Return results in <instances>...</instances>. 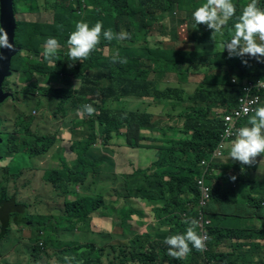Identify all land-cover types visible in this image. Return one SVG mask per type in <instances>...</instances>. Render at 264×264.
Returning <instances> with one entry per match:
<instances>
[{"label":"trees","instance_id":"16d2710c","mask_svg":"<svg viewBox=\"0 0 264 264\" xmlns=\"http://www.w3.org/2000/svg\"><path fill=\"white\" fill-rule=\"evenodd\" d=\"M12 1L16 20L15 45L20 50L12 58L10 72H20L24 78L29 74H36V67H31L27 63L21 67L25 54L39 57V66L46 69L48 61L43 59L41 47L46 44L48 38L57 39L60 48L66 46L70 33L75 30L76 22L83 20V12L87 13L83 21L88 22L90 26L100 21L103 23L102 32L110 29L114 35L121 26L124 31L130 34L131 38L129 40L135 42L138 39L141 40V34L145 40L147 32H141L135 27L132 13L145 15L148 14V11L159 7L158 0H138L136 4L130 0H83L84 8L80 0H54L52 4L53 22L50 24L38 21H18L16 18L17 5L20 3L27 4L30 1ZM194 1L191 0V2ZM260 1L262 9H264V0ZM161 2L164 4V0H161ZM178 2L179 0H173V4ZM246 2L249 3L248 0H233L236 5L237 16L242 11L239 7L240 4ZM150 23L151 20L146 18L145 24L151 25ZM234 23L235 18L231 20V25H234ZM201 28L203 34L195 36L193 41L200 43L213 41L212 30L205 26ZM115 40L108 41L101 34L100 43L87 59L82 61L71 59L69 61L75 64L68 63L66 55L60 57L56 53L54 60L56 59L65 64V68L62 69V65L57 62L60 66L59 71H63V77H69L68 84H72V92L69 89L54 87L33 91L37 88V84L30 82L24 85L22 91L24 94L50 95L53 97L50 102L53 103H57L56 97L59 98V101H64L75 93L80 96L81 100V97L90 94L96 99L86 100L78 108L81 109L84 104H92L96 112L85 120H73L71 130L84 129V126H88L90 129L89 144H91L97 139L101 141V138L103 143H107V141L114 138V135L119 134L121 128H126L131 130V140L127 146L132 148H154L156 150L155 160H153L151 168L141 170L139 173L146 177L156 178L157 184L164 186L165 192L169 191L168 193L174 194V202L173 199L169 200L172 209L167 210L156 205L153 212L160 211V214L158 216L159 221L154 227L164 226V229L159 232L152 228L150 232L153 233V236L148 238L146 232L147 222H139L137 225L144 226L145 231L140 235H135V240L130 242L131 251L129 256L124 257V261L120 260L119 256L117 264H154L157 258L159 260H156L155 264H164L165 262L175 264L178 261L168 255V246L164 243V240L170 235L183 232L188 227L184 223L185 219L196 217L199 195L196 182L201 178L212 186L211 200L207 204L206 212L215 224L207 229L208 239L206 245L210 250L201 253L195 248L192 249L194 251L189 257L194 258V264H201L198 260L203 258L207 261V264H264L260 260H255L258 251H262L263 255L264 239L263 242L249 249L250 241L255 236L261 238L264 231H261L262 228L255 229L248 226L249 221L246 218L248 216H264V201L249 199L244 209L243 204L224 202L226 197H223L222 194H225L226 190H230V188L233 191L234 181L231 180L230 169L234 164V160L229 156L230 149L221 150L222 156L220 158L213 157L224 128L223 116L237 106V99L241 94L238 86L247 77H250L251 80L258 79L264 82V65H258L245 72L234 70L231 67L222 70V66L228 64L234 58L229 57L228 53L225 52L226 49L221 52L203 50L196 52L193 47L178 49L173 46L170 48H147L145 46L139 49L133 48L131 42L126 39L123 43H126V47L130 51L117 46L114 43ZM257 42H261L258 37ZM113 46H115V49ZM105 48L108 49V53L105 52ZM117 52L121 58H126V63H114L112 61V56ZM146 53L150 55L148 58L145 56ZM243 58L246 59L247 57L244 56ZM194 64L200 66L211 64L212 67L202 74L201 78H198L199 83L192 93H187L182 86H166L162 90H158L150 79L151 73L163 71H171L181 78H185L186 75L188 77L194 76V73L190 71L191 65ZM40 71L45 74L44 70L40 69ZM48 72L51 75L50 68ZM52 72L57 71L52 70ZM231 79H235L236 83H232ZM6 85L7 79L4 80L2 89ZM260 95L263 101L262 105H264V90L260 92ZM122 97L142 98L146 101L144 102L146 106L149 105L138 112L110 110L113 100H119ZM8 98L9 96L6 99ZM107 103L110 105L106 108L105 104ZM153 103L161 106V113L169 120L183 118V124L180 128L176 126L175 128H169L175 133L174 137H164L167 134V125L165 124L164 127L163 121L155 119L153 112L150 110ZM75 104L77 103L75 102ZM28 113L31 114V112ZM247 121L248 118L243 119L240 125H247ZM29 126L28 130L27 126L24 128L26 133L20 140V150L29 159L42 157L53 147L56 136H38L36 133L29 131ZM142 133H156L159 134V137L150 139L142 137ZM150 140L151 142L158 141L159 144L156 147L149 145ZM160 142L162 145H160ZM5 144L6 140L4 141ZM2 145L3 140L1 139L0 146ZM7 146H13V149L16 148L9 141ZM58 162V168H51L45 173L44 177L46 183L51 184L56 191L55 196L61 197L64 203L59 208L58 215L51 218L47 217V220L41 223V227L33 225V228H39L34 239L24 238L26 242L33 241L37 244L36 249L42 250L44 254L48 249L57 251L60 247L67 246V243L61 239L63 233L73 232L74 230L81 231L82 234L88 232V224L90 228L92 220L99 223L103 217L106 218L103 216V211L108 209L106 202L103 201L104 196L102 194H96L94 198L77 197L74 200L68 199L71 194H76L75 191H79L85 185L87 172L89 170L95 172L101 164L99 160H91L88 153L84 151L72 161H67L64 155L59 153ZM22 171L21 169L15 175L6 174V180L10 175L13 179L17 178L22 174ZM148 171H150V174H147ZM76 186L80 188L74 189ZM225 186L230 188H225ZM128 187L131 189L140 188L137 185L134 187L130 184H128ZM164 188L161 187L156 196L162 193V196L165 197ZM6 191L9 196L6 195ZM134 197L137 198V196ZM143 199L148 200L145 197ZM217 207L224 215L228 216H215ZM128 211L129 204H127L126 210L119 211L123 215L120 218L122 221L111 224L110 220L106 218L103 228H106L107 224L110 223V233L116 232V230L125 232L128 226L124 220L132 217ZM28 217L27 205L18 202L14 192L8 193L7 186L0 189V237H4V234H6L10 220L15 224H19L21 221H26ZM243 219L245 220L242 223ZM65 224L67 225L65 226ZM142 238L145 240L142 241ZM227 238L233 245L231 252L211 251L214 245L221 244L224 247L222 240ZM106 241L107 239L103 238L97 242L99 245L93 253L98 258L96 264H102L103 261L109 260V253L103 255L105 258L101 256L102 249L105 250ZM144 247L149 249L147 255L142 253ZM89 249H92V246ZM52 254L56 255L57 252ZM0 264L6 263L2 262Z\"/></svg>","mask_w":264,"mask_h":264},{"label":"rangeland","instance_id":"374dc122","mask_svg":"<svg viewBox=\"0 0 264 264\" xmlns=\"http://www.w3.org/2000/svg\"><path fill=\"white\" fill-rule=\"evenodd\" d=\"M29 1L30 2H27V4L20 3L17 5L16 18L18 21H38L41 23L48 22L50 24L53 22L52 4L54 0ZM130 1L134 4L138 2V0ZM248 1L250 2V0ZM205 2L206 0H195L194 2H191V0H179V2L177 4L174 3V5L173 0H164V4H162L161 0H158V9L148 11V14L141 15V13L133 12L132 17L135 22V27L141 32L146 31L147 34L145 35V40L142 34L141 40L138 39L135 42L128 40L131 42L133 48L139 49L145 46L147 48H170L173 46L178 49L193 47L196 52L202 50L206 51L202 43L194 42L193 38L202 35L203 31L201 27L207 26L203 24L197 25L192 15L195 9ZM260 2L259 0L258 5L262 8ZM246 4L247 2L241 3L239 6L240 9L242 10L243 6ZM86 14L87 13L83 12V20L86 18ZM146 18L151 20V25L145 24ZM231 20L228 21L229 25H231ZM226 28L227 26L222 30L226 33V36L216 33L218 40L221 41L223 39L225 42L228 41V37L233 33V30L227 32L225 31ZM121 29L124 30V28L120 26L116 33H119ZM123 42L124 40L121 41L116 39L114 43L119 47L130 50L126 47V43ZM43 48L44 46L41 47V53ZM113 48L115 49V46H113ZM212 49L215 50L216 47ZM105 52L108 53L107 48H105ZM57 53L60 57L66 55L68 57V63L75 64L69 62L71 59L68 56V45L59 48ZM140 55L142 54L140 53ZM25 56L21 62V67L26 63L31 67H36V74H29L24 78L20 72H11L7 78V85L3 86L4 91L9 94V98L0 103V134L1 139L4 141L6 140V144L4 145L3 141V145L0 146V189L7 186L8 193L14 192L17 201L27 205L29 217L26 221H21L19 224L13 223L12 220L9 221L6 234H4V237H0V263L49 264L50 261L55 260L57 264H96L98 258H96L93 253L99 245L97 242L103 238H106L107 241L105 242V250L102 249L101 251V256L105 258L103 255L109 253L110 257L108 261H103L102 264H117L119 256L120 260L124 261V257H128L131 251L130 242L135 240L136 234L140 235L146 229L144 226H138L137 224L139 222H147L146 232L148 238H151L153 236V233L150 232L152 228L159 232L164 229V226L154 227L157 221H159L158 216L160 211L154 213L153 208L158 205L167 210L172 209V204L169 200L173 199L174 194L168 193L169 191L165 192L164 186L157 184L156 178L150 176L146 177L139 173L141 170L151 168L152 162L155 160L156 150L154 148H132L127 146L131 140V130L126 128H121L119 134L114 135V138L107 141V143H103V139L101 138V141L97 139L94 143L89 144L90 129L88 126H84V129L79 128L76 130H71V126L73 120H85L89 116L87 114L83 116L79 115L78 106L86 102V100L89 101L96 98L89 94L90 96H83L80 100V96L73 93L71 94L72 97L64 101H59V98L56 97L57 103H53L50 102L52 100L51 98H53L50 95L24 94L22 88L27 82L37 83V88L33 89V91L47 87L73 90L72 84H68L69 77H63V71H59L60 66L57 62L62 65V69L65 68L63 62L55 59L52 63L48 62L47 68L44 69L39 66V57L32 54H25ZM145 56L148 58L150 55L146 53ZM225 66L226 64H224L221 69L223 70ZM26 67L28 68V66ZM49 68L51 75L48 72ZM40 69L44 70L45 74L42 73ZM52 70L57 72L53 73ZM150 76V79L154 82L158 90H162L166 86H182L186 89L187 93H192L198 85L191 79L192 76L188 77L186 75L185 78H181L171 71L154 72L151 73ZM75 102L77 104H75ZM144 102L146 101L142 100V98L122 97L119 100H113L110 110L138 112L148 107L149 104L146 106ZM109 105L110 104L107 103L105 107L107 108ZM158 109L153 107L150 108L155 119L160 120L163 118V126L165 127V124L168 125L167 129L175 128L178 124H183V118L180 117L175 120H169V118L165 117ZM33 110L36 111L35 114L31 115L28 113ZM165 118L166 120H164ZM50 120L53 123H51ZM32 121H34L32 131H35V129L38 130V136H42L40 131L52 132L50 136L55 135L56 140L53 147L46 155L28 160L24 152L20 150L21 146L18 147L17 144L18 142L20 143V140L26 133L24 130L25 126H27L28 130V126ZM54 126H57V130L59 131H54ZM169 132L171 135H174L172 130H169ZM141 136L157 139L159 134L142 133ZM164 137L170 136L166 134ZM10 138L15 141L17 148L13 149V146H7L8 141H11ZM157 144H159L158 141H149V145L156 147ZM160 145H162L161 142ZM227 147L228 143L226 145V148ZM84 151L88 153L91 160L97 159L101 164H99L95 172L91 170L87 172V178L84 182L85 185L79 191H75L76 194H71L68 199L74 200L77 197L94 198V195L102 194L104 196L103 201L106 202V206H108V209L103 211V216L108 218L111 224L122 221V219H120L122 214H120L119 211L122 209L126 210L127 204H129V215H134L135 218H127L124 220L125 224L128 226L125 232L116 230V232L111 233L110 223L107 224L106 228H103L106 218L103 217L99 223H95L92 220L90 228L88 224V232L82 234L81 231L74 230L73 232L63 233L61 239L67 243V246L60 247L57 251L48 249L46 254H44L42 250L36 249L37 244L33 243V241L26 242L24 238L29 240L34 239L38 234L39 228H33V225L41 227V223L46 221L47 217L51 218L58 215L59 213L57 212L60 211L59 208L62 207L64 203L61 197L55 196L54 193L56 191L51 184L46 183L44 177L45 173L53 167L58 168L59 153H62L67 161H72L75 157L78 158L79 154ZM256 159L258 161H264V154L257 156ZM219 162L221 163V161ZM233 166L231 168H233ZM21 169L23 171L20 176L13 179L10 175L6 180V174L15 175ZM248 171L249 169H245V172L241 173V176L245 179L253 181L246 184L248 185L246 188L247 194L251 192L255 185L257 186L258 183L263 181L261 175L249 174ZM147 174H150V171H148ZM127 183L134 187L137 185L140 188L131 189L128 187ZM160 186L164 188L166 198L162 196V193L156 196L161 190ZM209 186L210 191H212V186ZM79 188L78 186L74 187L76 190ZM225 188L230 187L225 186ZM226 192L232 193L229 189L226 190ZM5 193L9 196L7 191ZM134 196H137V198ZM245 196L246 194L243 195L244 198ZM143 197L147 198L149 201L143 199ZM229 198L233 203L243 204L241 197L237 198L235 194H230ZM109 214L110 216H108ZM206 217L211 224L208 225L213 226V224H215L213 220L210 219L207 214ZM244 220L245 219H243L242 223ZM251 223H253V218H251ZM66 225L67 224H65V226ZM252 226L254 228L258 227L257 224H253ZM259 228H262L261 231H264V219L262 220V227ZM184 231L181 232V234L184 233ZM39 234L41 233L39 232ZM263 239L264 233L261 238L255 236L253 240L250 241L249 249L263 242ZM141 240L144 241L145 239L142 238ZM222 242L224 247H222L221 244L214 245L211 251L231 252L233 249L232 242L228 240V238L223 239ZM40 246H42V244H40ZM90 246H92V249H89ZM209 250L210 249L206 245L205 250L201 251V253H205ZM192 251L182 259H178L175 264H194V258L189 257ZM53 252H57V254L54 255L52 254ZM142 253L147 255L149 249L144 247ZM65 257L72 259L66 261L64 259ZM156 260L159 259L157 258L155 261ZM198 261L201 264H207L204 258ZM261 261L264 263V252ZM164 264L172 263L165 262Z\"/></svg>","mask_w":264,"mask_h":264},{"label":"clouds","instance_id":"9594fccd","mask_svg":"<svg viewBox=\"0 0 264 264\" xmlns=\"http://www.w3.org/2000/svg\"><path fill=\"white\" fill-rule=\"evenodd\" d=\"M258 3L259 0H250L243 6L241 14L237 16L233 0H206L195 9L192 15L197 25H206L212 33L220 35H223L222 30L228 21L235 18L230 40L221 45L223 51L226 49L230 58L249 56L256 59L258 63H264V9L260 8ZM102 29L103 23L100 21L93 26L83 20L76 22L75 30L67 39L69 58L75 61L87 59L100 43L101 34L108 41L113 39L123 41L131 38L130 34L123 29L115 35L110 29L103 32ZM257 37L260 43L257 42ZM59 48L60 44L57 39L48 38L41 53L43 59L52 63ZM0 49H7L9 52L16 51L15 45L10 42L8 33L2 24H0ZM5 59L7 57L0 52V62ZM112 61L126 63V58H121L117 52L112 56ZM242 62L245 65L248 63L247 60ZM262 104L263 101L258 107L243 109L245 113L252 112L253 114L248 118L247 125L239 124L234 136L227 142L228 147L224 149H230L229 156L235 160L233 168L230 169L232 181L237 180L239 174L245 172V169H249V173L264 172V161L256 159L257 156L264 154V105ZM95 112L96 109L92 104H84L78 110L81 116L84 114L90 116ZM178 125L181 126V124ZM9 142L16 146L13 139ZM17 146H20L19 142ZM236 187L234 183L233 188ZM184 223L188 225L184 233L170 235L164 240L168 246V255L177 260L185 257L193 248L197 251H204L208 239L206 233L198 232L200 222L197 219L187 218ZM64 259L67 261L72 258L65 257ZM49 264H57V262L53 260Z\"/></svg>","mask_w":264,"mask_h":264},{"label":"crops","instance_id":"0c3cea01","mask_svg":"<svg viewBox=\"0 0 264 264\" xmlns=\"http://www.w3.org/2000/svg\"><path fill=\"white\" fill-rule=\"evenodd\" d=\"M226 26H227V28L225 29V31L228 32L230 30H233V25L227 24ZM231 35L229 37L227 36L228 37V40H230ZM223 36H226V33L225 32H223ZM212 38H213V41L206 42V43H202V45L205 47V50L206 51H209V52H221V51H223V48H222L221 45L224 43V40L223 39L221 41L218 40V38L216 37V33L214 34V32L212 33ZM198 43H200V42H198ZM213 47H216V49L213 50L212 49ZM225 52L228 53L227 50ZM233 57L234 58H232L230 60V62L228 64H226V66L224 67L223 70L228 69V68L231 67L234 70H237V71H240V72H245L247 70H250L252 68L257 67L258 65H264V63H258L256 61V59L251 58L249 56H245V57H247L246 59H244L243 57H236V56H233ZM244 60H247V62H248L247 65H245L242 62ZM211 67H212L211 64H208V65H205V66H200V65H197V64L191 65L190 71L192 73H194L193 74L194 76H192L191 79H193L195 81V83L198 84L199 83L198 78H201L202 77L201 75L204 74V73H206L207 71H209V68H211ZM152 107L153 108H156V109L159 108L158 110L161 112V106L160 105H158V104L155 105L153 103V106ZM34 121H32L30 123L29 131L31 133H36L37 134L38 133V130L35 129V131H32V127L34 125ZM159 121L162 122L163 121V118H161ZM50 122L53 123L51 120H50ZM176 127L180 128V125H177ZM54 131H59V130H57V126H54ZM40 132L42 133V136L43 135L44 136H50V133H52V132H43V131H40ZM167 134L170 137H174L175 136V133H174V135H171L170 134L169 129H167ZM27 159L29 160V157H27ZM239 173H241V172H239ZM249 174H259V175H261L263 177V181L260 182V183H258L257 186L255 185V187L252 188L251 192L249 194H247L246 188H247L248 185H246V184H248L249 182H253V181L247 180L243 176H241L242 174H239L238 179L233 182V183H236L237 187L236 188H233L232 193L226 192L225 194L224 193L222 194L223 197H226L225 200H224V202L233 203L231 200H229L230 199L229 198V195L230 194H235V196L236 197L238 196V198L241 197V200L243 202V209L247 205V201L249 199L263 200L264 201V172H260V173H249ZM230 191H231V188H230ZM244 194H246L245 198L243 197ZM238 204L242 205L241 203H238ZM242 212H243V210H242ZM131 216H132L131 218H133V219L135 218L134 215H131ZM215 216H228V215H224L222 213V211L220 210V208L217 207L216 208V214H215ZM257 216L258 217H253V216H250L248 218L246 217L247 220L249 221L248 222V226L254 228L252 225L253 224H257L258 225L257 228L262 227V220L264 219V216H262V215H257ZM251 218H253V223H251ZM257 228H255V229H257ZM261 256H262V251H258V255L255 257V260L256 261H258V260L261 261Z\"/></svg>","mask_w":264,"mask_h":264},{"label":"built area","instance_id":"2783aa9c","mask_svg":"<svg viewBox=\"0 0 264 264\" xmlns=\"http://www.w3.org/2000/svg\"><path fill=\"white\" fill-rule=\"evenodd\" d=\"M80 1L83 4L84 1ZM84 7L85 5L83 4ZM231 82L235 84L236 80L231 79ZM238 90H240L241 94L237 99V106L223 116L224 128L219 137L217 149L213 154L214 158L222 156L221 150L226 148L227 142L234 136L235 130L240 126V122L253 114L252 112L245 113L243 109L245 107L255 108L262 103L260 92L264 90V82L258 79L251 80L250 77H247L241 81ZM196 187L198 188L199 195L197 201L198 212L195 219L200 222L198 232L206 233V229L211 225L209 219L206 217L207 204L211 199L210 186L201 178L197 180Z\"/></svg>","mask_w":264,"mask_h":264},{"label":"water","instance_id":"95a60500","mask_svg":"<svg viewBox=\"0 0 264 264\" xmlns=\"http://www.w3.org/2000/svg\"><path fill=\"white\" fill-rule=\"evenodd\" d=\"M0 24L6 29L9 40L15 45L16 20L13 11L12 0H0ZM15 52H9L7 49H0V52L7 57V59L0 62V103H2L8 96L3 92L2 84L10 75V65L12 58L19 52V48L15 45ZM1 141V139H0Z\"/></svg>","mask_w":264,"mask_h":264},{"label":"flooded vegetation","instance_id":"af4514ba","mask_svg":"<svg viewBox=\"0 0 264 264\" xmlns=\"http://www.w3.org/2000/svg\"><path fill=\"white\" fill-rule=\"evenodd\" d=\"M13 72V71H12ZM30 83H35V84H37L36 82H30ZM3 90V92H5L4 91V89H2ZM36 113V111L35 110H33L32 112H31V115H33V114H35ZM10 139H12V138H10ZM4 141V140H3Z\"/></svg>","mask_w":264,"mask_h":264}]
</instances>
